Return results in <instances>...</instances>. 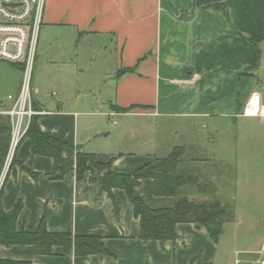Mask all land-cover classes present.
I'll return each mask as SVG.
<instances>
[{"label": "crops", "instance_id": "1", "mask_svg": "<svg viewBox=\"0 0 264 264\" xmlns=\"http://www.w3.org/2000/svg\"><path fill=\"white\" fill-rule=\"evenodd\" d=\"M43 17L47 28L77 29H42L32 87L34 109L47 113L39 116V127L95 155L98 163L112 161L114 174L131 175L182 147L185 154L177 174L201 183L195 168L224 163L234 145L231 131L248 119L264 118L255 90V73L263 68L258 61L264 40L252 42L264 36V0H46ZM69 30L91 39L110 36L107 45L114 47L111 69L104 78L98 76V90L84 86L83 95L70 106L67 96L58 101L39 96L43 79L49 82L50 68L63 63L47 54V48L55 46L62 52V34ZM66 39L70 42L71 36ZM103 47L88 44L89 63L101 56ZM11 66L19 69V75L12 70L0 74V103L6 108L12 106L7 97H15L21 84L20 68ZM120 70L131 72L117 78ZM250 107L256 108L255 117H250ZM130 121L139 125L140 139L130 130ZM170 121H174L171 127ZM14 152L25 169L16 167L9 173L4 169L0 188L6 212L21 204L17 229L34 232L44 217L49 232L99 237L108 254L75 257L54 247L51 256H39L32 246H0V259L30 264H216L218 240L213 241L204 227L178 224L173 242L141 240L125 192L115 189L112 196L107 194L103 173L94 172L93 181L89 172L77 180L74 171L55 179L52 160L33 156L28 139L22 137ZM198 152H205V158ZM188 187L196 189L183 185L175 198L212 202L194 198ZM134 194L154 210L174 203L173 197L154 196L150 179L142 180Z\"/></svg>", "mask_w": 264, "mask_h": 264}, {"label": "rangeland", "instance_id": "2", "mask_svg": "<svg viewBox=\"0 0 264 264\" xmlns=\"http://www.w3.org/2000/svg\"><path fill=\"white\" fill-rule=\"evenodd\" d=\"M43 22L44 17H42L38 30V34L40 33L41 36L38 44L36 41L35 54L37 55L42 45V29H77L69 25L47 28V26H43ZM62 35L65 41L62 42L64 44L62 52H59L55 46H51L47 48V54L58 56L57 58L60 60L63 59V63H58L50 68L49 82L43 79V89L41 88L39 96L53 101H58L61 95L67 96L71 101L67 105L70 106L73 104V99L83 95L84 86L98 90L101 84L97 80L98 76H105V72L111 69L114 47L107 45L112 39L106 35L91 39L85 36L79 37L74 32L70 34V30L67 35L65 31ZM70 36V42H67L66 38H70ZM91 42L102 43L104 47L101 56L94 57L89 63L87 55L91 53L88 50V44ZM259 48L261 57L258 63L263 68L256 69L258 72L255 73V90L261 96L260 103L264 111V43ZM96 52L99 53V50L97 49ZM72 61L81 65L86 64L87 67L82 65L77 68ZM36 69L34 60L31 89L37 80ZM10 70L19 75L17 67L4 62L0 64V74L4 73L5 75ZM103 85L104 89L107 85H105V81ZM105 91L106 89H104V94L107 93ZM250 108L253 111L250 112V117H255L257 115L256 108ZM173 124L174 121L168 122L169 127ZM175 124L177 125V122ZM129 127L137 139H140L137 136L139 128L137 122L130 123ZM167 136H170V131ZM230 137L233 139L234 145L229 148V156L224 163L214 164V166L212 163L208 166L203 164L195 168L201 178L199 184L208 185V191H199L197 188L194 190L191 187L186 190L194 194V198L205 197L218 203L225 212L220 220L221 235L218 239L219 254L216 264H264V118L246 120L239 124L234 131H231ZM198 153H200V158H205V152ZM9 166L10 164L8 169ZM16 167L22 170L17 165L11 170Z\"/></svg>", "mask_w": 264, "mask_h": 264}, {"label": "trees", "instance_id": "3", "mask_svg": "<svg viewBox=\"0 0 264 264\" xmlns=\"http://www.w3.org/2000/svg\"><path fill=\"white\" fill-rule=\"evenodd\" d=\"M264 40V36L252 40L253 44ZM259 57V52H257ZM256 63V61H255ZM131 70H120L117 78ZM118 111H124L117 108ZM39 117H33L23 138L31 143L33 156L50 158L53 162L52 176L62 179L74 171L76 179L82 180L86 173H91L90 181L94 180V172L103 173L102 188L112 196V191L121 189L133 209V215L139 222V238L144 241H175L178 224H195L206 229L210 238L217 242L221 235L220 220L225 212L216 202L194 203L187 198H175L177 190L186 184L195 186L199 191H208V186L197 183L192 177L177 174V166L181 162L185 149L175 147L164 158H156L151 164L137 169L131 175L114 174L111 171L112 161L98 163L95 155L81 152L78 147L49 136L42 132L38 124ZM11 139V125L7 117L0 116V176L5 166ZM22 167L12 157L8 173L14 166ZM34 178L36 175L28 171ZM153 182V194L156 197H173L174 203L168 209H150L134 194L135 188L142 180ZM21 211L18 202L14 208L6 212L2 206V189L0 188V246H32L39 256H51L54 247H60L65 254L75 257L90 255H107L102 239L95 236H74L69 233H51L46 228L43 217L36 231L18 230L16 222ZM0 264H30L23 261L0 259Z\"/></svg>", "mask_w": 264, "mask_h": 264}, {"label": "built area", "instance_id": "4", "mask_svg": "<svg viewBox=\"0 0 264 264\" xmlns=\"http://www.w3.org/2000/svg\"><path fill=\"white\" fill-rule=\"evenodd\" d=\"M46 0H0V64L16 65L21 71L18 94L8 96L10 108L0 103V116L11 125V139L4 169H8L20 139L33 117L46 115L34 109L31 77L35 60L36 41Z\"/></svg>", "mask_w": 264, "mask_h": 264}]
</instances>
